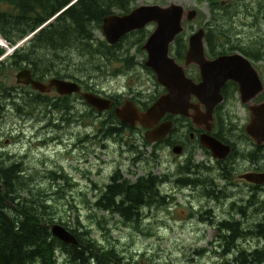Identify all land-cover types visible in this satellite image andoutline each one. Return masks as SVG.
<instances>
[{
	"label": "rangeland",
	"instance_id": "1",
	"mask_svg": "<svg viewBox=\"0 0 264 264\" xmlns=\"http://www.w3.org/2000/svg\"><path fill=\"white\" fill-rule=\"evenodd\" d=\"M235 1L226 0L223 4L232 6ZM242 3L237 16L231 17L235 35L230 38L239 41V45L248 47L257 55L254 66L264 80V24L260 22L261 14L264 13V0H243ZM171 4L180 5L186 11L198 12L195 21L185 23L184 39L188 41L189 36L201 28L207 30V24L213 15L208 4L199 3L198 0H136L132 11L141 6L168 7ZM155 27L150 25L143 31L150 35ZM97 35L101 41L105 39L103 33ZM128 36L110 62L101 60L94 65L92 61L87 63L86 59L82 60L85 70L96 68L90 78H86L85 74L81 77L90 85H95V94L103 98H119L123 103L134 97L139 101L138 104H151L153 98L164 93V89L157 83L154 75L142 68L141 64L145 63L147 57L143 50L139 51L141 45L136 40L137 37ZM223 40L219 38L221 43ZM174 47L171 50L173 57ZM14 51L7 52L3 61ZM123 55L134 63L129 70L123 62ZM78 62L79 60L76 63ZM56 65L60 66V63ZM75 66L71 68L74 70ZM8 68L3 79L10 89L17 91L19 103L26 104L23 106L30 108V114L18 113L15 106H11V110L6 109L0 119V155H9L10 163H21L30 180L33 194L38 196L40 193L43 202L45 200L55 212V224L65 225L78 233L88 231L91 239L101 247L114 248L123 259V264H234V256L229 258L224 255L222 240L217 232L200 219L208 210L217 206L206 197L207 191L205 193L204 190L208 189L207 185L214 181L218 188L224 187L221 176L223 168L214 162L210 154L191 149L186 156L180 158L171 152V148L168 149V144H148L145 132L139 126L137 129L129 128L119 135L109 136L101 125L109 119L107 113L100 114L96 120L84 117L78 120L75 112L66 116L65 112L51 106L52 102L58 100L55 92L47 97L51 102L45 106L36 105L34 100L23 101L25 93L33 91L17 84L16 76L20 70ZM187 75L191 79L198 77L196 66L188 67ZM71 102L80 115L89 109L81 99L72 98ZM225 109L229 115L237 117L232 122V142L239 158L235 156L229 164L234 166L233 171L246 172L251 165L243 164L239 153L244 149L250 157L254 151L251 143L242 138L244 133L240 129L244 130L248 123L249 111L239 101L234 102L231 107L225 106ZM260 159L264 160V152ZM187 165L199 168L198 175L193 178L200 179L203 188L178 182L185 178L181 173ZM117 171L132 184L147 175L165 178L161 192L169 196V204L144 208L141 210L143 218L138 224L124 223L118 215L97 211L93 203L111 183L110 179ZM233 175L229 180L238 181V176ZM59 176H65L64 180H60ZM228 194L231 200L216 211L220 218L225 214L222 211L224 207L227 212L234 203H246L244 200H247L249 191L244 185H238L230 188ZM260 200L261 205L255 206L258 210L255 211L254 208V212L249 214L252 224H259L264 220V195ZM249 208L250 205L246 211ZM260 242L259 238H249L241 240L238 245L240 249L254 250L262 246ZM59 257V264H69L65 257L60 254Z\"/></svg>",
	"mask_w": 264,
	"mask_h": 264
},
{
	"label": "trees",
	"instance_id": "2",
	"mask_svg": "<svg viewBox=\"0 0 264 264\" xmlns=\"http://www.w3.org/2000/svg\"><path fill=\"white\" fill-rule=\"evenodd\" d=\"M74 1L76 0H0V35L10 47L16 46L56 17L24 47L16 50L7 60L0 62V119L3 118L6 109L11 110V106H15L18 113L30 112V108L26 109L23 106L26 104L19 103L17 91L10 89L7 81L3 79L6 77L8 66L20 71L31 69L34 78L40 82H44L50 76L62 80L70 79L82 85L86 92L96 93L95 85H90L83 78L79 79L76 72L90 78V74L95 72L96 67L85 70V63L82 60L86 59L87 63L92 61L94 65L101 60L110 62L116 52L120 51L121 44L128 39L127 37L120 44L110 46L105 40L101 41L97 34L102 33L105 18L116 15V13L129 14L136 0H78L61 13ZM198 1L208 4L211 15H213L207 24L208 57L230 54L235 51L250 58L255 57L251 49L239 45V41L230 38L235 35L231 17L237 16L236 13L239 12V5L243 4V0H236L235 5L232 6L228 3L224 5L226 0ZM231 9L234 11L232 12ZM261 15L260 22L264 24V13ZM229 21L230 23H227ZM130 35L137 37L136 40L141 45L139 51L142 52L143 41L149 33L140 31ZM184 36H186L185 32L174 44L175 58L182 63L185 61L188 46V41L184 39ZM219 38L224 39L222 43ZM5 54L6 50L0 48V59ZM78 60L79 62L76 63ZM123 60L128 70L134 66L133 61L125 55H123ZM57 63H60L61 67L57 66ZM74 65L76 66L73 70L71 66ZM148 72L153 75L151 70L148 69ZM25 95L26 97L22 98L23 101L28 99L32 102L34 100L39 106H45L51 102L47 97L34 92L28 91ZM114 101V106L122 103L119 98H114ZM52 104L57 107V110L65 112V115H69L72 109L69 106L70 98H60ZM148 105L150 103L145 106ZM95 114L99 113L89 107L84 118L96 120L99 117ZM107 114L109 119L101 123L106 134L115 136L129 129L126 124L117 119L113 110ZM173 132L174 130L171 134ZM220 135L217 137L222 140ZM167 142L169 144L170 140ZM204 152L208 153L206 150ZM8 159H10L9 155H0V264H59V254L65 257L69 264L123 262L114 248L101 247L91 239L88 231L78 233L62 225L75 235L78 245H66L56 239L51 233V226L56 223L55 212L50 205L45 203V200L43 202L40 193L38 196L33 194L29 185L30 180L26 177L21 163L13 164ZM192 168V165L184 168L185 171L181 175L185 178L178 181L180 184H201L202 181L198 178L186 177ZM58 178L64 180L65 176ZM110 182L96 198L93 207L99 212L118 215L124 223L138 224L142 220L141 210L144 208L169 204V196L163 195L160 187V184L166 182L165 178L148 175L132 184L121 177L117 171L111 177ZM206 216V213L202 215L201 221L207 220ZM258 231L256 234L249 235L238 228L233 231L227 230L224 235L219 236L222 240L224 255L229 258L234 256V264H264V225ZM249 238H259L262 246L254 250L240 249L238 243Z\"/></svg>",
	"mask_w": 264,
	"mask_h": 264
},
{
	"label": "water",
	"instance_id": "3",
	"mask_svg": "<svg viewBox=\"0 0 264 264\" xmlns=\"http://www.w3.org/2000/svg\"><path fill=\"white\" fill-rule=\"evenodd\" d=\"M77 1H74L61 13ZM197 17L196 10L186 11L180 5L171 4L168 7L141 6L129 14L112 15L104 19L102 32L105 40L111 46L118 45L122 39L133 32L143 31L150 25L156 26L142 46V50L147 55L145 66L154 73L157 83L165 90V93L145 111H141L132 100H125L120 107L114 110V113L117 119L128 127L133 128L139 124L147 130L145 138L150 144L163 141L173 130L171 120L160 124L161 120L166 117L189 119L196 127L204 126L207 131L201 136L203 148L209 151L215 160H224L229 156L231 146L208 133L214 128L215 110L224 101L223 87L230 81L237 83L242 103L249 104L257 95L263 93L264 83L249 59L240 53L220 55L214 60L209 59L205 28H201L189 36L185 61L181 65L172 56L171 50L178 37L184 33L185 23H191ZM53 20L47 24L52 23ZM20 46L18 45L15 49ZM193 65L199 69V83L187 75L188 67ZM16 80L17 84L31 87L32 90L40 94H48L55 90L60 96H71L82 92L81 86L66 80L55 78L48 83L37 81L33 78L30 69L21 70L17 74ZM82 96L86 103L99 113L110 111L113 108L111 99L89 92ZM194 98L198 103L192 102ZM250 112L251 120L245 128L246 133L258 146H263L264 103L250 106ZM172 152L179 156L182 154V148L175 146ZM245 179L257 185L264 184V173L247 174ZM51 233L63 244L78 245L75 235L60 224H53Z\"/></svg>",
	"mask_w": 264,
	"mask_h": 264
},
{
	"label": "flooded vegetation",
	"instance_id": "4",
	"mask_svg": "<svg viewBox=\"0 0 264 264\" xmlns=\"http://www.w3.org/2000/svg\"><path fill=\"white\" fill-rule=\"evenodd\" d=\"M234 53H240V52L235 51V52L230 53V54H234ZM240 54H242V53H240ZM242 55L247 57L249 59V61L252 63L253 67L255 68L254 62L257 58L256 57L250 58L244 54H242ZM253 55L257 56L256 54H253ZM219 56L220 55H216V56L208 57V58L211 60H214V59L218 58ZM141 66L144 70H146L148 72V68L145 66V63H142ZM196 69L198 71V77H196L193 80L196 83H199L200 82V74H199L198 68H196ZM257 72L259 73V76L264 83V80L262 79L260 72L258 70H257ZM76 73H77L79 79H81L82 78L81 75H79L78 72H76ZM33 78H34V74H33ZM52 79H55V78H48L43 83H48ZM56 79H58V78H56ZM63 80L77 83V82L72 81L70 79H63ZM78 85L81 86V89H82L81 94H73L71 96H60L56 93L55 90H52L48 94H40V95L48 97L55 92L57 94V99L70 98V102H71L72 98H78V99H81L83 101V103L86 104V102L82 96V94L86 93V91L82 85H80V84H78ZM19 86L31 89V87H27L25 85H19ZM32 91L34 93H37L34 90H32ZM37 94H39V93H37ZM163 94L164 93L162 92L161 95H163ZM222 95H223L224 101H223V103H221L216 108L215 114H214V119H215L214 126H213L214 128L211 132H208V133L210 135L216 137L217 139H218L217 136L219 134H221L220 137H222V140H220V141L223 142L224 144L231 146V152H230L229 156L226 157L224 160H215L212 157L214 162L223 168V175H221V176L224 179V187L218 188V186L216 184H214V181H211L209 186L207 185L208 189H205V187H204V189H205L204 192L206 193V191H207L206 197H207L208 201L217 204V206H215L214 208H212L206 212V214H207L206 219L207 220H205V223L210 225V227H212L217 232L218 237L220 235H224L227 232V230L233 231L235 228L243 230L246 232V234H249V235L250 234H256L259 232L258 230L260 228H262V226L264 225V220L259 224H257V223L252 224V223H250V221L252 219L250 218L249 214H251L250 213L251 211L254 212V208H255V211L258 210L255 207L256 205H261L260 198L263 197V195H264V184L257 185V184L251 183L245 179V175H247V174H263L264 173V160L260 159L263 155V152H264V145L258 146L256 144V142H254L252 139H250L248 134L246 133L245 128L251 120L250 106L260 105V104L264 103V91H263V93L257 95L253 99V101H251L249 104H243L241 101V94H240V90H239V85L235 82L230 81L223 87ZM159 97H156L155 99L153 98L151 105ZM111 99H112L113 105H114L115 104L114 98H111ZM131 100L134 102V104L141 111H144L148 108V106H145L146 104H144V103L138 104L139 101L134 97L131 98ZM238 101L241 105H243L244 107H247V109L249 111V121L246 124V126L244 127V130L240 129V132L242 131L244 133L242 138H244L245 140H247L248 142L251 143V149L254 151L250 157H248V155H246L247 153L244 151V149H242V151L239 153L241 155L242 163L243 164L246 163L248 165H251L250 168H248L246 170V172H245V170H242V171L234 170L233 171L234 166H231L232 164H229L230 162H232L231 159H233L235 156H237L239 158L238 152H235L236 147H235L234 143L232 142L233 141L232 138L234 137V136H232L233 135L232 122L234 119L237 120V117L235 115H233V116L229 115L228 111L225 109V106L231 107V105H233L234 102H238ZM192 102L198 103L197 99H195V98L192 100ZM48 104L49 103H47V105ZM122 104L123 103H119L118 106H114V109L117 107H120ZM51 106L54 107L53 104ZM71 107H72V109L69 112V115L67 114L66 116H70L72 112H75L78 120L82 119V117H84L83 116L84 114H82V115L79 114V110L75 111L76 107H75V105H73L72 102H71ZM54 108L57 109V107H54ZM97 113H99V112H97ZM100 114L101 113L97 114L98 117L100 116ZM166 120H171L173 122V130H174L173 134L175 133V137L173 138V134L170 133L167 138H165L163 141H161L159 143H156L155 145H160L162 143L168 144L167 141L170 140V143L168 144V149L171 148V151H172V149L175 146H180L182 148V154L179 155L180 158L182 156H186V153H189V151L191 149H193V150L199 149V153L206 150L205 148H203V146L201 144V136L203 134L207 133L204 126L202 128H198L191 122V120L183 118V117H166L165 119L161 120L160 124L165 122ZM180 122H184V124H181ZM138 126H139V124L134 128L137 129ZM236 129L238 131L237 126H236ZM143 131L146 134V131L144 129H143ZM208 154H210L209 151H208ZM199 171H200L199 168H196V167L192 168L190 173H188L186 175V177L191 178V179H195V178H193V176L198 175ZM231 172H233V173H231ZM242 172H244V173H242ZM233 174H235V176L236 175L238 176V181L235 180V182L237 181L236 183L234 182V180H229L230 176H234ZM147 176H145V177H147ZM162 185L163 184H160V187ZM189 185H190V187H198V188H203V186H204L202 184H201L202 186L201 185L198 186V184H194V185L189 184ZM238 185H240V186L244 185V187L248 188L249 196H248L247 200H244L247 202L242 203V204L234 203L230 206V210L227 212L225 211V207H224L222 210L223 213L229 214L230 216L223 214L222 218H220L219 215L216 213V211L217 212L219 211L222 204L227 203L229 200H231V197H229V194H228V190L230 188H232L234 186H238ZM202 195H203V192H202ZM248 205H250V208H249V210L246 211V208ZM237 217L239 218L238 220H237ZM142 218H143V216H142ZM236 223L239 226L236 225ZM235 226H237V227H235Z\"/></svg>",
	"mask_w": 264,
	"mask_h": 264
},
{
	"label": "bare ground",
	"instance_id": "5",
	"mask_svg": "<svg viewBox=\"0 0 264 264\" xmlns=\"http://www.w3.org/2000/svg\"><path fill=\"white\" fill-rule=\"evenodd\" d=\"M5 45H6V42L4 41L3 37L0 35V47H4ZM27 114H30V113H27Z\"/></svg>",
	"mask_w": 264,
	"mask_h": 264
}]
</instances>
